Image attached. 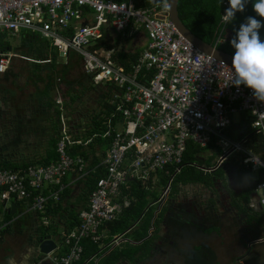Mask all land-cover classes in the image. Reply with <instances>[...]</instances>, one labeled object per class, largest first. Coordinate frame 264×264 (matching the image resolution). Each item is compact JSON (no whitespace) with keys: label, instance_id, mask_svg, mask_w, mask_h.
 <instances>
[{"label":"built area","instance_id":"built-area-1","mask_svg":"<svg viewBox=\"0 0 264 264\" xmlns=\"http://www.w3.org/2000/svg\"><path fill=\"white\" fill-rule=\"evenodd\" d=\"M221 25L214 48L224 42L222 16ZM22 31L45 43L47 59L34 60L0 46V75L11 68L14 59L48 64L55 53L67 65L70 53L75 52L90 84L111 91L109 103L114 107L102 135L109 139V147L98 155L104 173L89 193L87 207L79 212L78 224L63 234L59 244L51 240L55 248L49 253L38 249L37 264L96 262L97 253L84 257L83 241L96 245L103 255L123 243L130 229L110 238L106 225L129 207L130 183L148 192L161 188L151 205L163 206L180 173L188 142L200 148L214 144L223 152L213 166L193 165L204 175L236 152L244 155L242 166L264 172V162L244 147V141L234 142L225 134L234 116L246 113L252 132L264 135V102L257 101L250 88L231 84L232 67L202 53L177 31L166 2L147 8L137 6L135 0H0V35L17 36ZM107 32L123 43L139 35L146 38L128 70L117 59V49L105 45ZM54 103L63 104L59 94ZM92 139L82 142L72 137L69 124L61 118L55 161L0 170L4 209L20 202L26 212L39 213L40 222L47 225V205L60 201L63 180L73 175V182L81 183L96 169L88 167L81 154L71 153ZM161 176L169 177L165 184ZM263 188L264 181L255 191ZM260 204L264 205V198Z\"/></svg>","mask_w":264,"mask_h":264},{"label":"crops","instance_id":"crops-1","mask_svg":"<svg viewBox=\"0 0 264 264\" xmlns=\"http://www.w3.org/2000/svg\"><path fill=\"white\" fill-rule=\"evenodd\" d=\"M135 3L136 4L140 3L141 6H143L142 0H135ZM24 33L26 32L22 31L19 35L11 36V38L14 39L20 38L21 41L22 35ZM26 34L34 35L30 33H26ZM2 35L8 37L6 34H2ZM111 38H113L112 35L109 32H107L104 39L105 45L107 47L112 46L111 48L117 49V52H123L126 55L133 53H137L139 55V53L146 45V38L142 35H139L134 41L129 40V41H125L124 43L118 40L117 38L115 39L113 38L114 41L112 42ZM40 42H41L39 43L40 46L37 45L36 49L43 50L44 48L45 50H47L45 43L41 40ZM7 44L9 45V43ZM19 48L18 51H14L10 47V50L14 52H18L19 54L25 57L28 56V58L34 59V57H32L31 55H26V51L21 46V43ZM52 59L54 60V58ZM57 60L58 57L55 54V64L57 65L55 67H58V65H60ZM127 63H128L127 68L123 65L126 68V70L130 68V65L133 62L127 60ZM67 66L68 64L65 65V67ZM45 91H46V87L43 88V94ZM57 94H58V89L53 88V90L48 89V94L46 95L48 98H50L49 101L52 103V106L48 108V110L51 111L54 117L55 116L57 117L56 115L57 111L60 112L59 115L60 117L58 116L59 120H57V122H59L58 123L59 125L56 124L57 125L56 131L58 134L60 130V119L63 118L67 122V118L64 117L62 114L66 106V103L60 106H57L54 103V99ZM7 105H9V103H7ZM0 107L2 109V107L5 106L0 105ZM51 129H53V126ZM225 134L230 140L234 142L244 141V147L251 150L253 154H255L261 161L264 162V135L254 134L252 132L250 126V117L248 114L241 113L236 115L235 120L233 119V124L225 131ZM204 152H208L207 155L209 158L208 157L204 158V154L200 155V163L198 164H201L206 167H210L213 166L214 163L218 162L219 157L217 159L213 157V154H215V152L211 148L209 150H205ZM100 153L102 154L103 152H101V147L98 145L94 146L93 151L91 150L88 151L89 156L87 159V164L88 167L92 168V170L94 169V167L92 166L93 165L92 159L94 156L96 158L98 157V155L100 156L101 155ZM233 155H235L236 158L230 161V158ZM243 156L244 155L242 152L233 153L229 155L223 161L222 165L218 168L222 170V177L224 178V183L222 182L221 179L217 177L216 174H213L218 170L217 169L209 173L214 175V178H216V179L213 178L215 181L212 184L206 186L203 184L179 185V187H177L178 192L176 193L172 203L169 206H166V203L163 206H153L149 204V206L156 207L152 211L151 221H152V225L153 222L156 221L155 225L157 227L155 229V233H156L154 240L155 242L154 245L153 243L151 245L154 246V248L152 249V251H150V255L153 253H157V254H161L162 256H166L169 252L167 251L168 250L167 247L170 248L173 246V243L175 241L174 240L175 236L180 235V230H182L180 229L181 226L185 227V225L187 224L191 226L195 224L196 226H198V223L209 221L212 224L211 226L219 225V227L222 230L228 228V230H230L229 232L230 236H234L233 238L234 241L237 238L236 244H234L233 246L235 257L241 254L243 255L244 251L247 249L249 252L246 257L256 256L258 263L264 261L263 260L264 258H261V255H259V253L264 255L263 248L260 249L261 251L258 252V255L256 253L255 255L253 254L254 253L253 251L256 249L254 248L255 246L253 245L256 244L257 246L258 244L259 246L262 245V243H264V217H263L264 205L260 204V199L264 197L259 196V192L264 190V188L258 190L257 193H251L247 196L248 199L247 202L245 203L246 213L244 214L241 213L240 210L238 211L232 205L233 200L234 199L240 200V195H243L242 194L243 191L246 190V188H248L246 187L245 184L246 181L249 180L250 182H257L255 185L264 181V172L261 171L260 169L250 170L249 168H247L248 172L244 176L240 175L239 172L240 168L242 169L243 167L244 169H246V167L241 165V158ZM208 162H210V164H208ZM94 172L95 170L93 172H90L88 176ZM73 181H74V176L68 175L63 180V183L65 185L64 190L67 189L68 193H66V195H63L64 194V190H63L60 194L61 195L60 201L56 202V204L55 202H52L53 204L48 205V207L58 205L62 209L58 211V213L53 212V213H48V215H46L47 213H45V218L48 219L47 225L43 224L42 222H41L42 224L40 225V214L35 212H26L27 210L23 208L20 202H15L16 205L13 202V205H15L16 207L15 214L13 215L7 213L8 210L10 209L9 207L4 209L2 205L3 212L6 214V216L7 215L10 216V220L14 217V221L12 224L9 222L7 223L4 222L0 226V238H4V236H12L13 241L16 242V245H14L12 249L8 250L9 252L2 254V257H0V264L39 263L40 256L38 252L39 249L38 247L42 243V241L47 236H49L50 240H54V242L59 244L61 242L63 234L69 230L68 225L69 223H72L71 218L73 217L74 214L76 216V220L79 222L78 214L81 210L87 207L88 196L86 197L82 193V188H81L82 182L74 183ZM237 181H239V183ZM198 192L202 193V197L195 196V194ZM251 215L255 216L256 219L252 217H248ZM251 218L254 220V221L252 220L253 221L252 224L251 221H249L251 220ZM19 220H21L25 228H20L19 225H15ZM52 227L53 228L62 227L63 231L59 233L56 230L57 228L53 229ZM173 227H175L178 231L172 233L171 231L174 230ZM129 229L130 231L126 234L123 243L124 244L129 243L132 245L138 244L133 241V236L134 233L139 230V224H136ZM193 229L197 231L196 227H194ZM42 233L46 235H43ZM166 236H169L168 239L166 238ZM195 238L197 239L196 242L198 243V239L200 238V236L197 232L195 233ZM221 238L219 239L218 244L223 243V240ZM166 240H168V242ZM160 241L164 242V249H162L163 253H161L160 250L157 251L158 245L156 244L157 243L160 244ZM123 243H121L119 247L117 246L118 249H122L124 247ZM106 255L99 253V250H97V256L95 259L96 262H94V260L89 262L93 264H97L99 260L103 259ZM240 259H242V257L241 258L239 257L238 261L236 262L237 264H243L242 261H239ZM123 262H127V261H121V263ZM121 263L119 262L117 264H121Z\"/></svg>","mask_w":264,"mask_h":264},{"label":"rangeland","instance_id":"rangeland-1","mask_svg":"<svg viewBox=\"0 0 264 264\" xmlns=\"http://www.w3.org/2000/svg\"><path fill=\"white\" fill-rule=\"evenodd\" d=\"M3 41L4 43H9V46L14 51H18L21 43L20 38L14 39L10 36H4ZM43 51L45 52L44 48ZM57 61L62 63L56 67L58 72L51 73L52 81L54 87L58 89V94L61 96L63 105L66 103L62 114L67 118L70 134L72 137H79L91 126V118L99 112L102 100H105L104 94L108 89H105V87H91L88 77L83 72L81 58L75 52L70 53L67 67H65V60L63 61L58 58ZM55 66L57 65L55 64ZM62 69L65 71L61 77L60 75L62 74H60L59 70ZM10 72L11 73L5 78L0 76V105L5 106L4 110L0 107V157L10 158L15 161L24 159L28 161V159L31 158L41 157L48 148L49 139L55 136L54 126H56L55 123L58 117H54L50 110L43 109L42 105L39 103V101H43L40 99V95L43 94V88L48 86L51 80L45 78L46 72L44 70L39 73H33L31 63L19 59H14ZM36 76L43 78V80L37 79ZM51 90H53V88ZM70 98H75V101L72 102ZM7 103H9V105H7ZM14 115H16V117H14ZM235 118L236 116H234V120ZM51 124L53 129H51ZM8 126H10L9 129ZM215 147L218 149L217 153L213 154V157L217 159L222 154V150L218 146ZM86 148L88 151V147ZM202 154H204V158L208 157V152H202ZM234 158H236L235 155L230 158V161ZM208 164H210V162H208ZM177 187H179V185L174 181L166 206L172 203L178 192ZM153 193L156 196H160L162 189L156 188ZM195 196L202 197V193L198 192ZM259 196L264 197V190L259 192ZM155 208L156 207H153V209ZM21 220L15 225H19L20 228H25ZM13 221L14 217L10 220V216H6L3 212L2 204L0 203V226L4 222L12 224ZM41 224L40 222V225ZM200 224L202 227L196 226L195 224L192 226L189 224L185 225V227L181 226L180 229L182 230H180V235L175 236L172 247H167V251L169 252L167 254L166 251V256L153 253L148 258L136 259L132 263H120L237 264L236 262L239 257H242L239 261H242L243 264L258 263L256 256L246 257L249 252L247 249L243 253V255L245 254L244 256L241 254L235 257L233 246L236 244L237 238L234 241V236H230V230H228V228L222 230L219 225L211 226L212 224L209 221ZM194 227L197 228V231L193 229ZM173 228L174 232L178 231L175 227ZM56 230L59 233L63 231L62 227H58ZM196 232L200 236L198 243L195 238ZM220 238L223 240L222 244H218ZM14 245H16V242L13 241L12 236H4L3 242L0 244V257H2V254L9 252L8 250L12 249ZM253 246L256 248L253 251L254 255L255 253L258 255L261 248L264 249V243L259 246L258 244L257 246L254 244ZM162 249H164V247ZM130 251H132V249ZM259 255H261V258H264L263 254L259 253ZM258 264H264V261Z\"/></svg>","mask_w":264,"mask_h":264},{"label":"trees","instance_id":"trees-1","mask_svg":"<svg viewBox=\"0 0 264 264\" xmlns=\"http://www.w3.org/2000/svg\"><path fill=\"white\" fill-rule=\"evenodd\" d=\"M229 7L228 0H223V3L220 4L219 0H179L177 5V11L180 21L183 23V25L197 38L202 40L203 42L207 44H213L217 35L219 34L220 30L222 29L221 25V16L224 11V9ZM137 6H141L140 3L136 4ZM247 16H253L258 20L264 21V18L259 17L252 8V2L248 3L246 10L243 13H237L236 19L230 23L225 25L223 27V38L224 42L223 44L219 45L217 48L229 55H234L235 49L231 46L230 41L235 35V30H238L241 23L245 21V18ZM260 37L262 40H264V27H262L260 30ZM3 35H0V46L3 49H9L10 46L7 43H4L3 41ZM40 40L37 35H29L24 33L22 35L21 39V46L25 49L26 55H31L35 60H46L47 59V51L45 52L42 49H36L37 45L40 46ZM111 48L112 46H108ZM20 49V48H19ZM18 49V50H19ZM24 53V52H23ZM25 54V53H24ZM138 54H124L123 52H117L116 57L121 62L122 65H124L126 68L128 67L127 60H130V62H135ZM28 57V56H27ZM52 59L51 63L49 64H36L31 63L33 73H39L40 71L44 70L46 72L45 78L47 80H51L49 82L48 86H46V91L42 96H40V99L43 101H39L40 105H42L43 109H48L52 106V103L49 101L50 98L47 97L46 94H48V89L55 88L53 84V79L51 76V73H56L58 70H56L55 67V54L52 53ZM65 70H59L61 77L63 76ZM10 69L4 73V78L7 77L10 74ZM37 79L43 80V78L36 76ZM91 87H93L91 85ZM63 95L64 92L62 91ZM111 96V91L108 90L104 94L105 100H102V104L100 107V110L97 114H95L91 118V126L84 132L83 135L79 137H74L75 139H80L82 142H85L88 139H92L93 136L98 134L96 138H93L90 143H88L86 146L82 145L76 148V150L71 151V153H79L81 154L85 160L88 159V151H93L94 146L98 145L101 147V152H105V150L109 147V139L102 138V135L105 131L104 122L105 120L110 116L112 113L114 107L109 103V98ZM79 98V97H78ZM77 99V98H76ZM69 100V98H68ZM72 102L75 101V98H70ZM60 112L57 111V117L59 116ZM59 118V117H58ZM57 118V120H59ZM50 119V118H49ZM54 123V122H53ZM59 122L56 121L55 124H58ZM7 128V127H6ZM10 126H8V129ZM57 125L54 126V132H55V138H51L48 141V148L46 152L39 158H31L28 159V161L24 160H18L15 161L10 158H1L0 157V170H20L23 169L29 165H48L49 163L55 161L57 159V154L55 150L58 134H57ZM88 147V151L87 148ZM212 149L215 153L217 152V148L214 146V144H210L207 148H200L199 146L188 142L187 148L185 153L183 154V159L181 163V170L178 175H176L173 179L172 184L177 183V185H186V184H203V185H209L212 184L216 179L214 178V175L212 174H203L201 171H199L194 164L200 163V155H202V152L205 150ZM93 153V152H92ZM213 158V157H212ZM93 167L96 168L95 172L87 176L82 181V193L84 196H88L89 193L95 188L96 181L98 178H100L104 170L99 165L100 160L97 157H93L92 159ZM206 163V162H205ZM208 166V165H207ZM240 175L244 176L248 169H242L239 170ZM219 179L222 180L224 183V178L222 177V170L218 169L215 173ZM169 177L165 179L164 176H161L160 182L162 184H165L167 182ZM214 178V179H213ZM217 178V179H218ZM263 179V178H262ZM239 183V181H237ZM257 182H250L249 180L246 181V188L247 190H244L243 194L240 197V200L234 199L233 200V206L238 211L240 210L241 213H246L245 210V203L247 202V196L251 193H254ZM68 193V190H64V194L66 195ZM85 197V198H86ZM131 197V203L128 208H126L123 212V214L118 218V220L106 225V229L109 232V236L116 235V234H122L129 230L132 226L139 224V230L134 233L133 241L135 243H138L136 245H132L129 243H123L124 247L122 249L114 248L112 251H110L103 259L99 260L97 264H117L120 261H127L129 263L134 262L136 259H145L149 254L151 250V245L153 243V240H155V229L157 228L155 225V222H153L152 225V211L153 206H149L153 201L157 199V196L153 192H148L143 190L139 184L136 183H130V196ZM133 198V199H132ZM61 199V195H60ZM49 204H53L52 202H49ZM56 204V203H55ZM46 210V215L48 213H58L62 208L58 205L48 207ZM256 219L255 216H248ZM264 217V216H263ZM251 218V219H252ZM72 223H69L68 228L70 231L73 229L77 224L78 221L76 220L75 214L71 218ZM154 230L149 233V229L152 228ZM43 234V233H42ZM46 235V234H43ZM85 247L84 257L91 256L97 253V246L94 244H90L86 241H83L82 243ZM132 249V251H130ZM86 264H93L91 262Z\"/></svg>","mask_w":264,"mask_h":264},{"label":"clouds","instance_id":"clouds-1","mask_svg":"<svg viewBox=\"0 0 264 264\" xmlns=\"http://www.w3.org/2000/svg\"><path fill=\"white\" fill-rule=\"evenodd\" d=\"M219 2L222 4L223 0ZM249 2L250 0H228L229 7L222 15L223 22L226 25L232 23L237 13L246 10ZM251 2L253 11L264 18V0ZM262 27L264 21L247 16L238 30H235V35L230 41L235 49L232 60L235 75L231 84L235 87L244 85L250 88L254 98L260 102H264V40L261 39L259 32Z\"/></svg>","mask_w":264,"mask_h":264},{"label":"water","instance_id":"water-1","mask_svg":"<svg viewBox=\"0 0 264 264\" xmlns=\"http://www.w3.org/2000/svg\"><path fill=\"white\" fill-rule=\"evenodd\" d=\"M143 5L147 8L155 6L157 4L166 2L168 5V17L175 25L177 31L194 47L206 55H212L216 59L224 61L227 65L232 67L233 56L229 55L218 48H214L212 44H207L194 36L180 21L177 11V5L179 0H142ZM16 207L12 205L8 210V214H15ZM3 242V238H0V244ZM55 248V244L50 240V237L47 236L45 240L39 245V250L41 253H49Z\"/></svg>","mask_w":264,"mask_h":264},{"label":"flooded vegetation","instance_id":"flooded-vegetation-1","mask_svg":"<svg viewBox=\"0 0 264 264\" xmlns=\"http://www.w3.org/2000/svg\"><path fill=\"white\" fill-rule=\"evenodd\" d=\"M4 109H5V107H2V110H4ZM14 117H16V115H14ZM20 130H21V129H20ZM246 190H247V189H246ZM242 194H245V193H242ZM241 196H242V195H240V197H241ZM209 199H211V198H209ZM198 218H200V217H198ZM252 220H253V219L249 220V221H251V224H252V222L254 221V220H253V221H252ZM198 226H201V227H202V225H201L200 223L198 224ZM171 232L173 233L174 230H172ZM168 237H169V236H166L167 239H168ZM166 241L168 242V240H166ZM166 241H165V242H166ZM154 242H155V241L153 240V245H154ZM156 243H157V242H156ZM156 245H158V249H157V251L160 250V252L163 253V250H161V249L164 247V242H163V241H160V244L157 243ZM153 248H154V246H151V250H150V251H152ZM149 256H150V254H149L147 257H149ZM147 257H146V258H147ZM120 262H121V261H120ZM118 263H119V262H118Z\"/></svg>","mask_w":264,"mask_h":264}]
</instances>
